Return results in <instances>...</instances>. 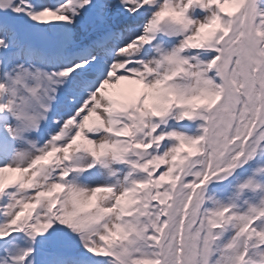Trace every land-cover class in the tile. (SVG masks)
Wrapping results in <instances>:
<instances>
[{
	"label": "snow or ice",
	"instance_id": "6c2138e0",
	"mask_svg": "<svg viewBox=\"0 0 264 264\" xmlns=\"http://www.w3.org/2000/svg\"><path fill=\"white\" fill-rule=\"evenodd\" d=\"M0 264H264V0H0Z\"/></svg>",
	"mask_w": 264,
	"mask_h": 264
}]
</instances>
